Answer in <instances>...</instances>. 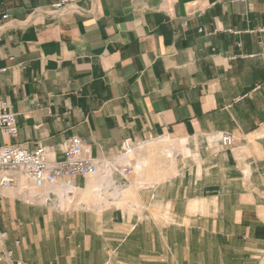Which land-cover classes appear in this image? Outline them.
I'll return each instance as SVG.
<instances>
[{
    "label": "crops",
    "instance_id": "0c3cea01",
    "mask_svg": "<svg viewBox=\"0 0 264 264\" xmlns=\"http://www.w3.org/2000/svg\"><path fill=\"white\" fill-rule=\"evenodd\" d=\"M56 2L0 0V99L19 124L0 148L57 161L79 137L132 171L77 178L70 209L64 181L19 176L0 190V264H264V0Z\"/></svg>",
    "mask_w": 264,
    "mask_h": 264
},
{
    "label": "built area",
    "instance_id": "2783aa9c",
    "mask_svg": "<svg viewBox=\"0 0 264 264\" xmlns=\"http://www.w3.org/2000/svg\"><path fill=\"white\" fill-rule=\"evenodd\" d=\"M81 1L57 0L54 8L56 11L64 10ZM0 131L11 137H15L19 133L17 117L12 112L11 105L2 99H0ZM234 142L235 139L231 133H223L220 136V145L224 150L230 149ZM135 151V143L131 139H127L118 158L131 162L130 157ZM131 171L132 167L129 163L120 165L93 158L90 147L79 137H72L66 142L64 157L57 161L53 159L52 152L46 147H38L33 151L17 146L0 148V190L13 188L18 182L19 176H25L37 189L64 181L65 196H71L76 188L74 181L77 178L97 175L109 177L118 174L127 182V175ZM47 195L54 196L52 192ZM5 239V233L0 231V247H4ZM12 256V251L0 252V263L11 262Z\"/></svg>",
    "mask_w": 264,
    "mask_h": 264
},
{
    "label": "rangeland",
    "instance_id": "374dc122",
    "mask_svg": "<svg viewBox=\"0 0 264 264\" xmlns=\"http://www.w3.org/2000/svg\"><path fill=\"white\" fill-rule=\"evenodd\" d=\"M220 147H221V145H220ZM233 147V146H232ZM231 147V148H232ZM230 148V149H231ZM222 150H224L223 148H221ZM230 149H226V150H230ZM134 155H135V153H134ZM131 157H133V155L131 156ZM124 181V180H123ZM126 183V181H124V184ZM74 195H71L70 197H68V199H67V201H65L64 203H61V207L63 208V209H70L71 207H73L77 202H76V200L74 199V197H73ZM75 207V206H74ZM214 251V250H213ZM213 251H210L211 253H213ZM259 255H260V257H261V261H262V263L264 262V252H262V253H259Z\"/></svg>",
    "mask_w": 264,
    "mask_h": 264
},
{
    "label": "bare ground",
    "instance_id": "6f19581e",
    "mask_svg": "<svg viewBox=\"0 0 264 264\" xmlns=\"http://www.w3.org/2000/svg\"><path fill=\"white\" fill-rule=\"evenodd\" d=\"M133 157H134V154H133ZM133 157H130V159L132 160ZM121 161H122V160H121ZM36 189H37V188H36ZM65 197H67V196H65Z\"/></svg>",
    "mask_w": 264,
    "mask_h": 264
}]
</instances>
